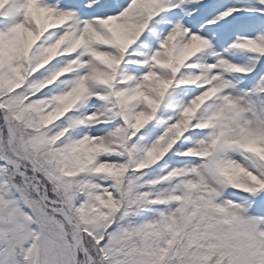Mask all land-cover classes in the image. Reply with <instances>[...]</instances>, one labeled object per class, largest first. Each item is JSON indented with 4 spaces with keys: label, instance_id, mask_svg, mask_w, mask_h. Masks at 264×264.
Instances as JSON below:
<instances>
[{
    "label": "snow or ice",
    "instance_id": "obj_1",
    "mask_svg": "<svg viewBox=\"0 0 264 264\" xmlns=\"http://www.w3.org/2000/svg\"><path fill=\"white\" fill-rule=\"evenodd\" d=\"M0 264H264V0H0Z\"/></svg>",
    "mask_w": 264,
    "mask_h": 264
}]
</instances>
